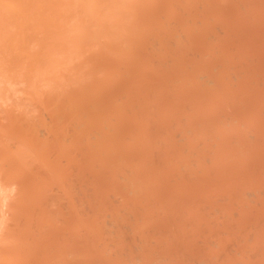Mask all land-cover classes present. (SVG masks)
Returning <instances> with one entry per match:
<instances>
[{"label": "rangeland", "instance_id": "1", "mask_svg": "<svg viewBox=\"0 0 264 264\" xmlns=\"http://www.w3.org/2000/svg\"><path fill=\"white\" fill-rule=\"evenodd\" d=\"M1 166L0 264H264V0H0Z\"/></svg>", "mask_w": 264, "mask_h": 264}, {"label": "bare ground", "instance_id": "2", "mask_svg": "<svg viewBox=\"0 0 264 264\" xmlns=\"http://www.w3.org/2000/svg\"><path fill=\"white\" fill-rule=\"evenodd\" d=\"M120 111H121V110H120ZM120 114H121V113H120ZM121 115H123V114H121ZM108 116H109V115H106L105 117H108ZM45 131H46L45 133H47L46 135L49 136V137L51 136V137H50V138H47V137H46V138H43V136H46L45 134H43L44 132H43V131H42L43 133L40 132V133L43 134V136H42V134H40V133L38 132V134H39L42 138H41L40 136H37V134L33 135L32 140L34 141V143H37V144H39V145H45V144H49L52 140L55 141V140L57 139L56 141H58V137H57V134L55 133L54 129H46ZM101 132H102V131H101ZM36 133H37V131H36ZM99 134H100V133H99ZM105 137H106V133H105V134L101 133V134H100V137L98 138V140L103 139V138H105ZM114 137H115V136H114ZM1 168H3V167L1 166L0 169H1ZM95 170H96V169H95ZM111 171H114V170L112 169ZM6 172H7V171H6ZM91 172H92V171H91ZM93 172H94L93 174H97V173L99 172V170L96 171V173H95L94 170H93ZM102 173H103V172H102ZM102 173H101V174H102ZM112 173H113V172H112ZM5 174H8V175H5ZM5 174H3V175H4L3 178H5L6 180H5V179H4V180L8 183L7 178H10V175H9L8 172L5 173ZM19 174H20V173H19ZM23 174H24V173H23ZM23 174H22V175H23ZM115 174H116V173H114V175H115ZM27 175H28V174H27ZM90 175H91V174H90ZM98 175H99V173H98ZM98 175H97V176H98ZM1 176H2V175H1ZM23 176H24V175H23ZM92 176L95 177L94 175H92ZM97 176H96V177H97ZM99 176H100V175H99ZM111 176H113V175L111 174ZM125 176H126V175H125ZM132 176H133V175H132ZM135 176H136V175H135ZM13 177H14V176H13ZM17 177H18V175H17ZM93 177H92V178H93ZM100 177H101V176H100ZM100 177H98L97 179L99 180ZM103 177H104V176L102 175V178H103ZM129 177H130V176H129ZM1 178H2V177H1ZM14 178H15V177H14ZM127 178H128V177H127ZM134 178H135V177H134ZM138 178H139V177H138ZM11 179H12V178H11ZM11 179H10L9 182H12V181H13V180H11ZM19 179H20V178H19ZM24 179H25V177H24ZM27 179L30 180L28 177H27ZM128 179H129V178H128ZM8 180H9V179H8ZM17 180H18V179H17ZM25 180H26V179H25ZM28 180H26V181H28ZM128 182H129V181H128ZM128 182H126V184H127ZM130 182H131V181H130ZM133 182H134V181H133ZM137 182H138V181H137ZM14 183H15V181H14ZM16 183H17V182H16ZM29 183H30V181H29ZM18 184H19V183H18ZM26 184H27V183H26ZM23 185H24V184H22V187H23ZM131 185H132V184H131ZM140 185H143V184H140ZM125 186H126V185H125ZM22 187H21V188H22ZM24 187H25V185H24ZM24 187H23V188H24ZM27 187H28V184H27ZM126 187L128 188V186H126ZM131 187H133V186H131ZM135 188H136V187H134V189H135ZM139 188H140V186L138 185V190H139ZM142 188H143V187H142ZM131 189H132V188H131ZM18 190H19L20 193H21V190H22V189L20 190V188H18ZM19 191L17 192L18 194H20ZM141 191H142V190H141ZM24 192H25V191H22L21 194H23ZM26 193H27V192H26ZM131 193H133V192H131ZM18 194H17V195H18ZM21 194H20V195H21ZM134 194H137V193L134 192ZM134 194H133V195H134ZM141 194H142V193H141ZM20 195H19V197L22 196V195H21V196H20ZM126 195H127V194H126ZM137 195H140V193L137 194ZM137 195H136V197H137ZM143 196H144V195H143ZM153 196H154V195H153ZM23 197H24V196H23ZM132 197H133V196H132ZM125 199H126V198H125ZM130 199H131V197H130ZM138 200H139V198H138ZM146 200H147V198H146ZM146 200H145V201H146ZM150 200H151V199H150ZM128 201H129V200H128ZM141 201H142V200H140L139 203H141ZM129 202H130V201H129ZM133 202H134V201H133ZM133 202H132V204H133ZM137 202H138V201H137ZM125 203L128 204V202H125ZM130 203H131V202H130ZM142 203H143V202H142ZM137 204H138V203H137ZM137 204H136V205H137ZM143 204H145V203H143ZM129 205H131V204H129ZM129 205H127V206H129ZM136 205H135V206H136ZM133 206H134V205H133ZM137 206H138V205H137ZM140 206H141V204H140ZM144 206H145V205H144ZM123 208H125V207L123 206ZM130 208H132V207L130 206L129 209H130ZM136 208H137V207H136ZM140 208H141V207H140ZM133 209H134V207H133ZM148 209H149V208H148ZM138 210H139V209H137L136 211H138ZM149 211H150V210H149ZM131 212H132V211H131ZM147 212H148V210H147ZM147 212H146V213H147ZM139 213H140V210H139ZM133 214H135V212H133ZM139 215H140V214H139ZM140 217H141V216H140ZM134 218H136L135 215H134ZM138 218H139V216H138ZM135 221H136V220H135ZM125 226H126V225H125ZM122 228H123V227H122ZM117 233L120 234L119 231H118ZM74 239H76V238H73V240H71V238H70V240L73 242V245H71V246H73V248L76 249V246H75L76 243H74V242H75V241L77 242V240L74 241ZM66 240H67V239H66ZM66 240H65V242H66ZM80 240H81V239H80ZM68 241H69V240H68ZM68 241H67V243H68ZM83 241H84V240H83ZM65 242H64V243H65ZM72 242H71V243H72ZM67 243H65V244H67ZM78 243H79V242H77V245L80 246V249H79L80 252L77 251V252H75L73 255H79V256L82 258V255H81V254H82V250H83V248H81V247H82L83 244H85V243H84V242H83V243L80 242V243H82V244H78ZM71 246H69V247H71ZM81 258H80V259L77 258V261H75V262H72V261H71L72 263H71L70 261L68 262V260H67V262H66V260H65L64 258H63V259H64L65 262H64L62 259H60V260L63 261V264H83L84 260H81ZM72 259H76V258L73 257ZM82 259H83V258H82ZM82 261H83V262H82ZM61 263H62V262H60V264H61Z\"/></svg>", "mask_w": 264, "mask_h": 264}]
</instances>
